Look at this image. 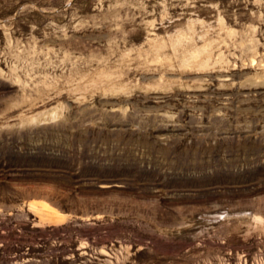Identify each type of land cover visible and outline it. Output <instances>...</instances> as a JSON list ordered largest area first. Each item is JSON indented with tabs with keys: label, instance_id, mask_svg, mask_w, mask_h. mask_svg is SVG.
<instances>
[{
	"label": "rangeland",
	"instance_id": "1",
	"mask_svg": "<svg viewBox=\"0 0 264 264\" xmlns=\"http://www.w3.org/2000/svg\"><path fill=\"white\" fill-rule=\"evenodd\" d=\"M0 264H264V0H0Z\"/></svg>",
	"mask_w": 264,
	"mask_h": 264
},
{
	"label": "bare ground",
	"instance_id": "2",
	"mask_svg": "<svg viewBox=\"0 0 264 264\" xmlns=\"http://www.w3.org/2000/svg\"><path fill=\"white\" fill-rule=\"evenodd\" d=\"M48 205H49V204H48ZM42 206H43L44 208H46L47 205H43V204H42ZM51 207H52V206H51ZM52 208H53V207H52ZM50 209H51V208H50ZM48 210H49V209H48ZM51 210H52V209H51ZM53 213H54V215L56 216L55 212H53ZM57 214H59V212H58Z\"/></svg>",
	"mask_w": 264,
	"mask_h": 264
}]
</instances>
